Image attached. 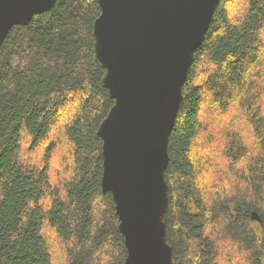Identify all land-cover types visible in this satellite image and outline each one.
Returning a JSON list of instances; mask_svg holds the SVG:
<instances>
[{"label": "trees", "instance_id": "trees-1", "mask_svg": "<svg viewBox=\"0 0 264 264\" xmlns=\"http://www.w3.org/2000/svg\"><path fill=\"white\" fill-rule=\"evenodd\" d=\"M97 0H56L0 45V264H124L97 133L113 99ZM169 135L172 264H264V0H219Z\"/></svg>", "mask_w": 264, "mask_h": 264}, {"label": "water", "instance_id": "water-1", "mask_svg": "<svg viewBox=\"0 0 264 264\" xmlns=\"http://www.w3.org/2000/svg\"><path fill=\"white\" fill-rule=\"evenodd\" d=\"M56 0H0V45ZM94 59L113 103L98 125L102 192L124 237V264H172L166 239L168 139L193 54L219 0H97Z\"/></svg>", "mask_w": 264, "mask_h": 264}]
</instances>
